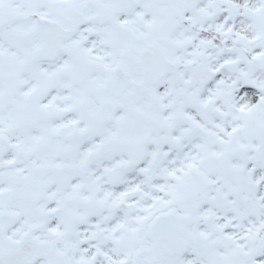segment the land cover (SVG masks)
Listing matches in <instances>:
<instances>
[{"label": "snow or ice", "instance_id": "snow-or-ice-1", "mask_svg": "<svg viewBox=\"0 0 264 264\" xmlns=\"http://www.w3.org/2000/svg\"><path fill=\"white\" fill-rule=\"evenodd\" d=\"M0 264H264V0H0Z\"/></svg>", "mask_w": 264, "mask_h": 264}]
</instances>
